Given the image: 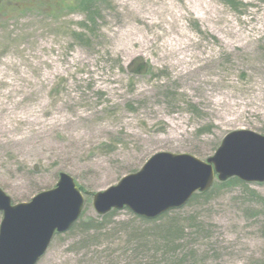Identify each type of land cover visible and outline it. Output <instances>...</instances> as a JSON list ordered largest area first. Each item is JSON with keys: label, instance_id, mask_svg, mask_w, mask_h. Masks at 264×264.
<instances>
[{"label": "rangeland", "instance_id": "374dc122", "mask_svg": "<svg viewBox=\"0 0 264 264\" xmlns=\"http://www.w3.org/2000/svg\"><path fill=\"white\" fill-rule=\"evenodd\" d=\"M242 129L264 135V0H0V187L29 202L64 172L85 198L38 264H264V182L216 178L153 219L94 206Z\"/></svg>", "mask_w": 264, "mask_h": 264}, {"label": "water", "instance_id": "95a60500", "mask_svg": "<svg viewBox=\"0 0 264 264\" xmlns=\"http://www.w3.org/2000/svg\"><path fill=\"white\" fill-rule=\"evenodd\" d=\"M264 182V135L242 129L228 133L215 154L202 160L188 153L158 152L137 172L97 192L98 213L129 208L149 219L186 205L208 191L216 178ZM85 198L73 176L61 173L57 185L14 204L0 187V264H37L56 233L70 230L80 218Z\"/></svg>", "mask_w": 264, "mask_h": 264}, {"label": "trees", "instance_id": "16d2710c", "mask_svg": "<svg viewBox=\"0 0 264 264\" xmlns=\"http://www.w3.org/2000/svg\"><path fill=\"white\" fill-rule=\"evenodd\" d=\"M230 183H240V184H245L243 181H241L239 178L237 177H233V178H230L228 179L227 181H224L222 183V185H226V184H230ZM205 193V192H204ZM204 193H199V194H195L192 198H194L195 196H199V195H204ZM111 214V213H110ZM110 214H107V215H110ZM106 215V216H107Z\"/></svg>", "mask_w": 264, "mask_h": 264}]
</instances>
